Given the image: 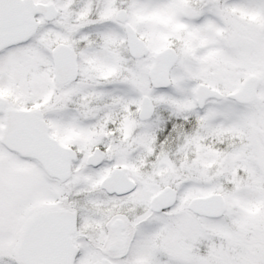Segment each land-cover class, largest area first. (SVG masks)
Masks as SVG:
<instances>
[{
  "label": "snow or ice",
  "instance_id": "obj_1",
  "mask_svg": "<svg viewBox=\"0 0 264 264\" xmlns=\"http://www.w3.org/2000/svg\"><path fill=\"white\" fill-rule=\"evenodd\" d=\"M0 264H264V0H0Z\"/></svg>",
  "mask_w": 264,
  "mask_h": 264
}]
</instances>
